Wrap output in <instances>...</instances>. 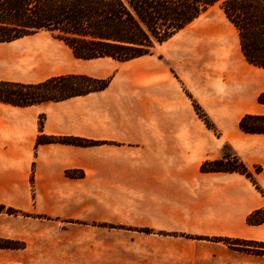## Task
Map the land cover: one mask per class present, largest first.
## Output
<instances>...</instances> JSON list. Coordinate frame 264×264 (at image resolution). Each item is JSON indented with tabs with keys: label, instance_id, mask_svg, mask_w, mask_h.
<instances>
[{
	"label": "crops",
	"instance_id": "crops-1",
	"mask_svg": "<svg viewBox=\"0 0 264 264\" xmlns=\"http://www.w3.org/2000/svg\"><path fill=\"white\" fill-rule=\"evenodd\" d=\"M213 30L171 43L183 30L127 62L77 59L55 41L22 44L47 32L0 44V81L111 79L64 101L0 102V204L19 212L0 214V239L24 245L0 249V264L254 263L207 239L264 243V223H248L264 209V134L240 128L246 115L264 116V69L248 63L240 42L239 59L226 63ZM42 135L98 144H39ZM226 148L263 193L245 175L202 172Z\"/></svg>",
	"mask_w": 264,
	"mask_h": 264
},
{
	"label": "trees",
	"instance_id": "trees-1",
	"mask_svg": "<svg viewBox=\"0 0 264 264\" xmlns=\"http://www.w3.org/2000/svg\"><path fill=\"white\" fill-rule=\"evenodd\" d=\"M214 7H219L237 30L241 52L248 63L264 69V0H0V44L47 32L69 47L77 59L111 58L127 62L152 54L157 45L167 42ZM109 83L110 80L84 75L56 76L37 84L0 81V102L17 107L59 102L103 91ZM258 101L264 104V93ZM194 106L208 128L215 129L199 105L194 102ZM43 126L41 119V130ZM240 128L247 134H264V116L246 115ZM38 143L80 147L98 144L82 138L44 135ZM201 170L245 175L260 190L253 174L236 155L205 162ZM1 213L19 214L3 204ZM248 223H264V209L252 214ZM207 240L223 242L234 249L264 250V243L227 238ZM22 247L17 241L0 239V249Z\"/></svg>",
	"mask_w": 264,
	"mask_h": 264
},
{
	"label": "rangeland",
	"instance_id": "rangeland-1",
	"mask_svg": "<svg viewBox=\"0 0 264 264\" xmlns=\"http://www.w3.org/2000/svg\"><path fill=\"white\" fill-rule=\"evenodd\" d=\"M206 28H212L215 30V32H218V34L220 36L219 41H222V43H224V54H225L226 63L228 62V59H230V61H236L237 59H239L240 52L238 50V47H239L238 32L236 29H234L232 27V25L229 23L226 16L224 15V13L222 12V10L219 7H214L212 9H210L206 14L201 16V18L198 21H196V22L192 23L190 26H188L183 31V33H181L178 37L171 40V43L173 42V44H175V42H178L179 40L180 41H185V40L191 41L194 38V36H196L198 33L202 32V30H205ZM23 41L24 42L22 44L24 45V47H26L28 45L29 46L30 45L41 46L45 42H48V41H55V42L63 43V42L55 39L52 34L41 35V36L35 37V38H26ZM171 43H169V44H171ZM160 52H161V49L159 47H157V49L155 50V54H160ZM108 80L111 81V79H108ZM214 128L215 129H212V130H214V132L217 133V129L215 126H214ZM226 155L227 156H234V153H232L229 148H226ZM76 176H77V174H76ZM259 191H261V189ZM261 192L263 193V191H261ZM187 237H189V236H187ZM191 238L196 239L194 237H191ZM198 239H200V238H198ZM210 239H213V238H210ZM257 243H260V242H257ZM225 245H227V244H225ZM228 247L233 249V250L242 252L243 254L247 253V254L251 255L253 257L252 258V260L254 262L253 264H264V250L247 251L245 249H242L243 247H235L236 249H234L230 246H228ZM253 250H256V249H253Z\"/></svg>",
	"mask_w": 264,
	"mask_h": 264
},
{
	"label": "bare ground",
	"instance_id": "bare-ground-1",
	"mask_svg": "<svg viewBox=\"0 0 264 264\" xmlns=\"http://www.w3.org/2000/svg\"><path fill=\"white\" fill-rule=\"evenodd\" d=\"M233 27V26H232ZM234 28V27H233Z\"/></svg>",
	"mask_w": 264,
	"mask_h": 264
}]
</instances>
